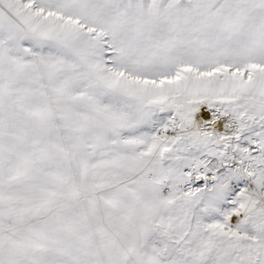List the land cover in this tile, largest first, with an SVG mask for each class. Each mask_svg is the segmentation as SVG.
I'll use <instances>...</instances> for the list:
<instances>
[{"label":"snow or ice","instance_id":"snow-or-ice-1","mask_svg":"<svg viewBox=\"0 0 264 264\" xmlns=\"http://www.w3.org/2000/svg\"><path fill=\"white\" fill-rule=\"evenodd\" d=\"M0 264H264V0H0Z\"/></svg>","mask_w":264,"mask_h":264}]
</instances>
